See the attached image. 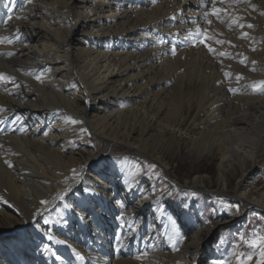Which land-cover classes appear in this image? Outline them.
<instances>
[{"label":"bare ground","instance_id":"obj_1","mask_svg":"<svg viewBox=\"0 0 264 264\" xmlns=\"http://www.w3.org/2000/svg\"><path fill=\"white\" fill-rule=\"evenodd\" d=\"M148 1L0 0V192L29 222L15 223L16 214L0 205V226L14 240L27 238L23 228L48 201L43 214L55 222L48 231L65 243L62 250L46 237L41 244L63 264H210L221 225L243 226L249 209L264 216V185L250 181L264 166V92L251 87L264 81V63L249 64L264 44V0H215L219 19L211 0ZM197 29L211 39L194 40ZM142 33L141 49L104 45H130ZM184 48L195 69L174 93H155L146 77L176 79L182 69L170 54ZM98 146L105 150L97 153ZM174 148L173 157L187 149L216 159L215 178L197 172L176 180L168 170ZM128 149L138 155L129 157ZM162 165L169 175L164 195L157 192ZM199 190L221 199L215 222L202 218L199 206L169 205L173 195L194 198ZM233 202L240 211L226 216ZM171 214L183 225L178 244ZM9 255L10 263L26 264Z\"/></svg>","mask_w":264,"mask_h":264},{"label":"rangeland","instance_id":"obj_2","mask_svg":"<svg viewBox=\"0 0 264 264\" xmlns=\"http://www.w3.org/2000/svg\"><path fill=\"white\" fill-rule=\"evenodd\" d=\"M116 1H119V0H116ZM144 1H147V0H143V2ZM125 5L127 6V8H129L128 2L125 3ZM85 7H86L85 12L91 17L93 15L92 8H89L88 4H85ZM131 16L134 17L135 14L131 13ZM262 17L264 18V16ZM144 36L145 35H143L142 33V36L140 37L139 40L132 41L133 42L131 43L132 45L131 44L129 45L130 42H128L127 45L122 44V41H119V42L116 41L117 44H119L116 47L115 46L111 47L112 46L111 42H107L104 45H106L107 48L110 47L113 49L118 48V49L124 50L125 48L131 49L132 47L134 49H141L143 45H145L142 42ZM259 47L255 48L254 51L250 54L251 59L249 60L250 62L249 64H251L252 62L258 63L259 61L264 63V44H261V46ZM71 50L73 54H77V51L76 49H74V47H72ZM187 53H188V49L184 48L180 52L179 57L175 56L176 53L174 55L170 54L171 58L175 60L174 62L175 63L177 62V65L180 67V69H182L181 72H179L176 75L178 76L176 79L169 78V77L163 79L162 74L155 75V73H152L146 77L147 80L149 79L148 81L155 84V87H154L155 93L158 92L164 96L167 94L174 93V91L178 89L179 87L180 77H183V76L186 77V75H189L191 72H193V70L195 69V66L191 60H188ZM144 69L145 68H143L142 70ZM262 69L263 68H260L258 70L252 69L251 72L253 71V73L256 74L258 71H262ZM202 90H203L202 88H198L195 95H200L202 93ZM127 99L128 97H125V100L123 101V103H126ZM101 103L102 102L100 101L97 102L95 105L96 108L97 107L99 108L101 106ZM103 106H105V104ZM93 111L94 109L89 110V114H88L89 117L92 116ZM96 141L98 140L96 138H93V142L96 143ZM85 143L88 144L89 147L91 146V143L88 139L85 140ZM104 150H105V146H98L97 153L103 152ZM128 151H130L129 157L131 158L138 155L137 152L134 150L128 149ZM260 151H261L260 152L261 156H264V147ZM133 152H136V153H133ZM171 152H172L171 154L172 157L178 153L176 148L171 150ZM216 164H217L216 159L211 160V159L206 158L203 161V160L198 159L193 153L189 152L187 149H184L182 153L171 158V164L170 166H168V170H170L171 173L175 174V176L177 177L176 180L178 179L180 182H183L184 179L194 175L197 172L203 175L204 174L212 175L213 178H215L216 173H217ZM86 166H88V164L85 165V168ZM159 171L160 173H157V181L159 183V186L157 187V192H161V190L165 186L163 177L166 176L167 178H169V175H167L168 174L167 169L165 168L164 165L159 166ZM256 171H257V177H255V179H250V181H252L253 183L256 181L255 182L256 184L260 183L264 185V166L257 167ZM238 173H240V171ZM239 175L240 174H237L235 178L238 179ZM205 179L207 181L208 178H205ZM236 179H234L233 184L234 182H236ZM195 194L196 195H192V197L194 198H191V195H188V194H185L184 196L175 194L170 198L169 205L174 206L177 209L183 206V202L190 203L193 208L195 206H199L200 216L204 219H208L209 222H215L216 212L222 205L221 199H218L219 198L218 196L212 197L209 193L205 191H201V190H199ZM0 205L6 211L8 212L12 211L13 214H16L15 219H12V221H14L15 223H18L19 225L29 223L25 218H23V214L20 213L21 212L20 208L17 207L14 203H12L10 199H7L6 196L3 195L1 192H0ZM232 205H238V204L236 202H233ZM239 211H240V206H239ZM246 214L247 215L244 216V218L246 219L245 224L241 227L240 226L231 227L229 225L220 226L219 235H222V237L218 241H223V243L218 246V243H217L218 241L215 242L217 254L215 258L211 259L210 264H212L214 260L220 259L222 257L227 258V253L230 251H233L232 245L235 243V234L238 231H244L245 234H249L253 230L264 229V216L262 214L255 212L253 209H249ZM228 215L229 214H227L226 216ZM173 220L176 221L177 226H178L175 233L172 230ZM32 225L33 223L31 224V227H29L28 229L23 228L22 230V232L26 233V237L28 238V240L27 238L19 237V236L14 240V235H10V233H8L7 231H2L3 226L2 225L0 226V264H14V263H10L11 261H13L12 257H10L9 255L11 253L14 254V256L16 255L20 257L21 258L20 261L22 262L24 261L26 262V264H60L59 261H57L56 259H52L47 252L44 253V250H43L44 246L43 244H41V241H43L42 236L34 230ZM169 227H170L169 229H170L171 234L176 238V242L178 244V242L181 240V237L183 236V233H184V230H182L183 229L182 223L177 221L176 217H174L171 214V225ZM4 230H7V228H4ZM149 230H150V224L147 222L144 225V229L141 231V235H143L142 238H144V236L149 232ZM50 233L54 235L55 240L50 242L49 246L52 247V245H54L56 249L62 250L60 248V244L55 242L56 240H58L55 233L54 232H50ZM135 241L136 240L134 239L133 246L136 244ZM140 243L141 241L139 240V242L137 243V245L134 246V248H139ZM237 250H240L243 253H247L250 251L249 249L246 248V246L243 243L239 245V249ZM57 254H60V253H57ZM13 259L15 260L14 257ZM253 263L257 264V258L255 256L253 259Z\"/></svg>","mask_w":264,"mask_h":264},{"label":"snow or ice","instance_id":"obj_3","mask_svg":"<svg viewBox=\"0 0 264 264\" xmlns=\"http://www.w3.org/2000/svg\"><path fill=\"white\" fill-rule=\"evenodd\" d=\"M211 4L213 7V11L211 14L216 15L217 19H219V13L222 10L215 8V0H211ZM207 15L208 13H205L206 17ZM248 27H252V25H248ZM190 36H192L194 40H197L200 43H205L206 40L211 39V37L207 36L206 33L202 32L199 29L196 30V34L190 33ZM217 43H223V41H217ZM205 46H208V45L206 44ZM208 47H209V51H214V49H212L210 46ZM8 55H13V53H8ZM3 79H6V77L3 76V74H0V80H3ZM251 87H253L254 90L264 92V81L255 82L253 83V85H251ZM230 91H235V89H230ZM77 122L78 121H73V123H77ZM150 167L155 168V165H151ZM73 172L75 175L76 170H73ZM67 194H69V190H66L65 193H61L58 199L61 201H64ZM161 194L164 195L162 190H161ZM118 203L122 204L123 202L118 201ZM41 204L44 205L45 208L38 210L36 213L33 214L35 217H38V219L33 221L32 226L34 230L42 236V239L46 237L49 242H52L53 240H55V237L53 234H51L48 231V229H49V225L54 224L55 222L45 217L43 214L44 211L47 209L48 201H41ZM66 207H68L70 211H73V212L75 211L71 203L66 204ZM184 210L185 211L188 210V206L186 204L184 205ZM224 211L229 215L233 213H239V205H231L229 206V208L224 209ZM60 223L63 224L64 226H67L68 219L66 217L62 218L60 220ZM177 227L178 226H177L176 221L173 220L172 230L174 233L176 232ZM55 242L65 243L64 241H59V240H56ZM217 243L219 246L220 244L223 243V241H218ZM241 243H243L246 246V248L249 249L250 251L247 253H243V252L238 253L237 249H239V245ZM232 248H233L232 256L235 257V264H251V262L254 259V256L257 258V264H264V229L253 230L249 234H245L244 231H238L235 234V243L232 245ZM43 250L47 252L49 255L55 256V259L58 261H61V264H63L62 257L59 255H56L49 246L45 245ZM72 251L77 258L81 260L84 259L83 256L79 252H77L75 249H72ZM212 264H233V261L231 258L222 257L220 259L214 260Z\"/></svg>","mask_w":264,"mask_h":264}]
</instances>
